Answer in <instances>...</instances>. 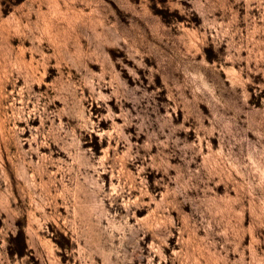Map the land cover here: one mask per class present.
Wrapping results in <instances>:
<instances>
[{
	"label": "rangeland",
	"instance_id": "obj_1",
	"mask_svg": "<svg viewBox=\"0 0 264 264\" xmlns=\"http://www.w3.org/2000/svg\"><path fill=\"white\" fill-rule=\"evenodd\" d=\"M0 264H264V0H0Z\"/></svg>",
	"mask_w": 264,
	"mask_h": 264
},
{
	"label": "trees",
	"instance_id": "obj_2",
	"mask_svg": "<svg viewBox=\"0 0 264 264\" xmlns=\"http://www.w3.org/2000/svg\"><path fill=\"white\" fill-rule=\"evenodd\" d=\"M17 232H18V236L23 238V235H24L23 229L19 228V230Z\"/></svg>",
	"mask_w": 264,
	"mask_h": 264
}]
</instances>
